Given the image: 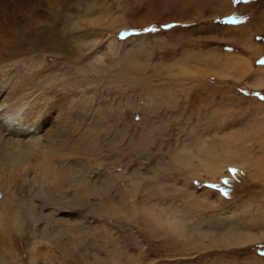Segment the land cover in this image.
Here are the masks:
<instances>
[{
  "label": "rangeland",
  "instance_id": "1",
  "mask_svg": "<svg viewBox=\"0 0 264 264\" xmlns=\"http://www.w3.org/2000/svg\"><path fill=\"white\" fill-rule=\"evenodd\" d=\"M27 1L45 18L19 13L5 50L43 59L22 73L55 99L73 97L83 125L72 136L88 127V154L76 148L71 186L36 181L34 170L50 168L60 154L44 148L25 154L15 197L0 180V263L55 256L59 264H85L86 257L91 264H264V236L255 235L264 232V140L244 138L248 130L220 131V116L201 93L223 89L210 82L228 64L233 30L246 27L264 0ZM227 158L241 164L236 173ZM214 160L225 171L211 179L215 171L204 163ZM15 208L21 227L3 216ZM169 218L187 233L169 229ZM228 230L241 242L230 243ZM60 232V241L53 238Z\"/></svg>",
  "mask_w": 264,
  "mask_h": 264
},
{
  "label": "bare ground",
  "instance_id": "2",
  "mask_svg": "<svg viewBox=\"0 0 264 264\" xmlns=\"http://www.w3.org/2000/svg\"><path fill=\"white\" fill-rule=\"evenodd\" d=\"M176 2L172 1V3H170L169 5L173 6L174 8H178ZM31 3L32 1L29 3L27 0H0V180L4 184L5 188L9 189L13 193L14 197L16 191L14 189L15 182L17 183L19 179L25 176V168H22L21 164L24 162L23 160L27 153L32 152L36 149L43 148L44 150L52 149L55 152L60 153L58 156L55 155L56 157H54L55 159H53L52 164L54 167L51 165V167L49 166L50 168H36L34 170L35 175H39L40 177V179L38 178L36 181H41L42 186H44L45 184L49 186L50 182L54 183L57 180L59 181L62 179L67 180L69 182V185L71 186V184L74 182L73 179H75L77 173V168L73 164L75 162L74 157H72L74 154L79 152L78 150H76V148L78 149V147H82V153L85 155L88 154V127L79 132V135L76 139L74 138V132L80 128V126L78 125H83V122L80 123V121H82L81 118L78 119V121L75 120V116L73 113L74 107L72 105L74 101L73 97L65 93V95H62L61 97H57L55 99L50 96L49 92L43 90L44 88L35 86V84L33 85L32 81L30 79H26L22 73V66L26 68L31 66L38 69L40 64L43 63V59H38L36 56L21 59L15 58L17 54L15 55L14 52H12V54H7V50H5V45H8L10 50V47L13 44V39H11L9 35V27H13L14 24V27L16 28V24L19 22L18 20H20V18L18 17L19 13L20 15H22V13L23 15L30 14L31 17L37 20V23L45 18L43 16V13H41L40 10L36 8V4L32 5ZM161 3V5H163L164 7L169 9L171 8V6H166L168 5L167 1H161ZM224 6L225 5L223 4V7ZM182 8L186 10V7L184 8V6H182ZM184 10L182 11L184 12ZM176 11H178V9H176ZM176 11H174V14H176ZM228 14L230 13H227L226 15ZM96 20L97 19L94 17L91 18V22H95ZM72 25L74 26V23ZM217 74L220 73L217 72ZM31 77H33V75H30V78ZM4 121H6V123L4 124L2 129ZM72 134L74 136H72ZM68 149H71V152L70 150L69 152H67ZM44 153H46V150L44 151ZM28 157H25V159ZM224 162H227V165H225V167L229 166V169H232L234 173H236V166L241 165H239L238 163H234V161L230 159ZM25 164H23V166H25ZM204 166L208 171H215L214 173L211 172V175H213L211 179H214L216 174L224 176V166L222 168H219V165H217L215 160L211 162L206 161L204 163ZM78 170L82 171L83 169L82 167H79ZM28 177L31 176L28 175ZM80 179L84 180L86 178ZM56 183L59 184L61 182ZM62 187L64 188L65 185H60L59 189H61ZM5 200L6 199H3V201ZM120 209L121 208H118V211ZM134 209H136V207ZM146 211L148 213V217L152 221L156 223L162 222L161 216L157 215L155 211L153 212L150 208H147ZM3 216L6 218L5 221H8L12 216L11 221L13 222V225H18L19 227H21L23 216L21 215V211L19 210V208H15L14 213L8 214L7 212L4 213ZM59 217L61 216H55L54 220H56V223L57 221L62 222V217ZM164 222H166L169 229H174L175 232H183L184 234L185 230L183 224L179 222V220L172 221V218L171 220L169 218L165 219ZM73 228L74 227L72 226V230L74 231ZM62 234L64 235L63 232L55 234L53 238L59 239V237L63 236ZM238 235V232L236 233L233 232V230H228L226 237H230L228 239L230 243H240L241 241ZM255 235L258 239L264 236V232L261 236L259 235V233ZM52 239H50V242L52 241ZM38 243L39 242H37V244ZM63 250L67 253L71 251V246L68 245V241L64 242ZM54 257L55 256H51L49 259L46 258L45 261H41V264H59L60 262L53 259ZM90 262H88V257H86L85 264H91Z\"/></svg>",
  "mask_w": 264,
  "mask_h": 264
},
{
  "label": "crops",
  "instance_id": "3",
  "mask_svg": "<svg viewBox=\"0 0 264 264\" xmlns=\"http://www.w3.org/2000/svg\"><path fill=\"white\" fill-rule=\"evenodd\" d=\"M250 16L253 18H245L249 20L246 27L233 30L235 43L232 49H228V64L222 63L225 65H221L220 74L210 82L218 83L223 89L216 91L211 89L214 86H208L201 93L204 104L213 109V114L220 116V131L231 128L239 132L248 130L243 134L244 138L264 140V104L261 103L264 100V35L259 36L264 34V3L248 18ZM238 87L244 88L242 94L236 92ZM254 91L260 96L253 95Z\"/></svg>",
  "mask_w": 264,
  "mask_h": 264
}]
</instances>
